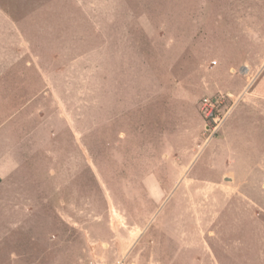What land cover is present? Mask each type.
Returning a JSON list of instances; mask_svg holds the SVG:
<instances>
[{
	"label": "rangeland",
	"instance_id": "374dc122",
	"mask_svg": "<svg viewBox=\"0 0 264 264\" xmlns=\"http://www.w3.org/2000/svg\"><path fill=\"white\" fill-rule=\"evenodd\" d=\"M13 80L0 107L26 84L34 131L0 176V264H264V112L239 150L243 97L264 106V0H0ZM217 91L239 134L207 140Z\"/></svg>",
	"mask_w": 264,
	"mask_h": 264
},
{
	"label": "crops",
	"instance_id": "0c3cea01",
	"mask_svg": "<svg viewBox=\"0 0 264 264\" xmlns=\"http://www.w3.org/2000/svg\"><path fill=\"white\" fill-rule=\"evenodd\" d=\"M1 86H9V87H15L17 82L16 81H1ZM24 86L19 88V95L23 96L20 101H22V106H19V103L17 105V108L12 106L13 102H17V96L12 95L14 94V91H17V89L9 90L7 89V94L10 96L8 99H4V104L0 107V176H5L8 174L13 173L15 170H17L19 166L18 160L21 157V151L22 148L19 143L16 140L17 135H24L29 134L33 132L34 130L28 129L26 127L27 121H30L32 119L31 116V109L28 111V113H24L23 116H18L20 113H17L21 107L25 106L27 107L29 102L33 101V99L36 97V94L32 93L31 95L27 92L26 84H23ZM6 91V90H5ZM47 94H43V96H46ZM263 97L259 95L257 92H253L251 95H247L246 99L243 97V103H246V105H249L246 110L242 111V113L239 115V125L242 126V140L243 143L239 146V150L242 151H248L249 149H258L257 143L252 140V142H248V137L246 135L247 132H245L244 124L243 122L248 121L243 113H256V111L264 112V106L263 103H261V100H258V105H254L251 103L250 100H254L255 98ZM17 109V110H15ZM197 114V113H196ZM243 115V117H242ZM242 117V118H241ZM198 115L196 116V123H198ZM232 128H235L239 134V126L236 124V120L230 121L229 119L226 121L223 131L227 132ZM247 139V140H245ZM251 145H250V144ZM262 148V147H261ZM260 148V149H261ZM17 150V151H16Z\"/></svg>",
	"mask_w": 264,
	"mask_h": 264
},
{
	"label": "built area",
	"instance_id": "2783aa9c",
	"mask_svg": "<svg viewBox=\"0 0 264 264\" xmlns=\"http://www.w3.org/2000/svg\"><path fill=\"white\" fill-rule=\"evenodd\" d=\"M233 95L229 92L217 91L204 95L199 101V110L204 120L206 139L214 137L228 118L233 105Z\"/></svg>",
	"mask_w": 264,
	"mask_h": 264
}]
</instances>
